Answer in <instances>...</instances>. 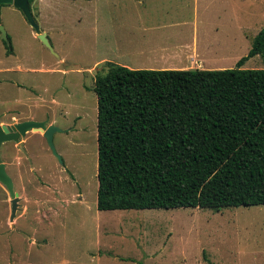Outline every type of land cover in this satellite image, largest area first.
Here are the masks:
<instances>
[{
  "label": "rangeland",
  "instance_id": "374dc122",
  "mask_svg": "<svg viewBox=\"0 0 264 264\" xmlns=\"http://www.w3.org/2000/svg\"><path fill=\"white\" fill-rule=\"evenodd\" d=\"M170 1L175 19L191 17L195 5L200 51L213 69L235 67L264 27V0ZM95 2L100 20L92 17L94 2L46 0L40 17L35 1L33 15L55 54L34 37L19 8L0 6L9 39L7 47L0 38V123L33 119L57 126L53 144L62 159L39 131L1 144L18 201L11 220L12 197L0 182V264H251L248 255L264 248L260 207L97 209L92 87L118 52L106 1ZM129 57V63L138 60ZM241 67L264 68V60L255 55Z\"/></svg>",
  "mask_w": 264,
  "mask_h": 264
},
{
  "label": "trees",
  "instance_id": "16d2710c",
  "mask_svg": "<svg viewBox=\"0 0 264 264\" xmlns=\"http://www.w3.org/2000/svg\"><path fill=\"white\" fill-rule=\"evenodd\" d=\"M255 55L264 60V27L235 67L109 62L92 87L97 209L264 204V68L241 67Z\"/></svg>",
  "mask_w": 264,
  "mask_h": 264
},
{
  "label": "crops",
  "instance_id": "0c3cea01",
  "mask_svg": "<svg viewBox=\"0 0 264 264\" xmlns=\"http://www.w3.org/2000/svg\"><path fill=\"white\" fill-rule=\"evenodd\" d=\"M35 1L31 2V10H33ZM37 1L40 17H42L46 0ZM86 1L94 2L92 17H96L97 13L98 20L101 15L99 4H96L95 1L100 3L106 1L110 22L108 30L111 35L115 34L111 46L118 52V56L115 58L117 61L107 59L106 62L133 69L215 68L216 65H212L200 51L202 46L197 37V28L200 23L197 20V12L194 10L195 5L191 17L181 16L175 19L177 6L170 0ZM7 5L14 7L12 4ZM19 13L21 17H25L21 10ZM38 23L41 25V20ZM187 29L188 38H185L182 33ZM35 35H37L36 32L34 37ZM128 56L138 60L129 63ZM250 206L264 209V204ZM105 232L107 233L108 230ZM248 257L251 264H264V248L259 249L258 247Z\"/></svg>",
  "mask_w": 264,
  "mask_h": 264
},
{
  "label": "water",
  "instance_id": "95a60500",
  "mask_svg": "<svg viewBox=\"0 0 264 264\" xmlns=\"http://www.w3.org/2000/svg\"><path fill=\"white\" fill-rule=\"evenodd\" d=\"M2 4H12L13 6L19 8L23 14L25 15L27 21L30 25L34 28L37 38L41 41V43L47 47L50 52L55 54L53 51V47L46 36V32L41 31L39 24L37 23L33 12L31 10V6L29 0H0V6ZM0 38L9 43V39L7 33L5 31L4 26L0 22ZM59 128L53 124H46L44 120H23L18 121L13 124L8 123H0V147L1 144L6 141H19L20 138L24 137L28 131H39L45 137L48 146L50 147L52 153L58 158L60 162L62 159L60 155L56 152L55 146L53 144V134ZM0 182L5 185L7 190L11 195V220H13L15 216V212L17 209V201H18V194L17 192L13 191V181L11 177L7 174L5 170V165L1 161L0 158Z\"/></svg>",
  "mask_w": 264,
  "mask_h": 264
},
{
  "label": "flooded vegetation",
  "instance_id": "af4514ba",
  "mask_svg": "<svg viewBox=\"0 0 264 264\" xmlns=\"http://www.w3.org/2000/svg\"><path fill=\"white\" fill-rule=\"evenodd\" d=\"M32 1H33V0H32ZM32 1H31V2H32ZM31 2H29V3H30V6H31Z\"/></svg>",
  "mask_w": 264,
  "mask_h": 264
}]
</instances>
